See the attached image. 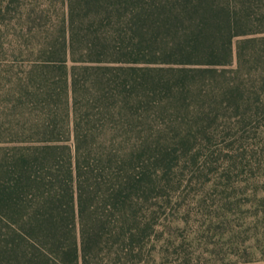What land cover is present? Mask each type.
<instances>
[{
  "label": "trees",
  "instance_id": "obj_1",
  "mask_svg": "<svg viewBox=\"0 0 264 264\" xmlns=\"http://www.w3.org/2000/svg\"><path fill=\"white\" fill-rule=\"evenodd\" d=\"M57 1L0 0V33L20 27L17 35L38 40L42 56L26 82L41 112L0 127V264H142L171 246L174 264H219L198 253L186 228L167 232V210L181 187L169 176L180 156L142 143L140 118L131 146L124 144L131 136L119 140L109 131L81 135L80 118L74 138L66 133L58 100L70 85L78 90V69L100 89L105 112L120 95L138 109L141 95L164 78L181 93L215 80L224 98L199 100L193 111L202 142L221 143L195 157L200 175L222 186V208L247 206L245 249L250 262L264 258V170L250 159L260 160V150L237 154L243 139L264 140V0ZM142 64L170 66L153 75ZM53 68L61 70L56 79ZM218 151H226L219 164Z\"/></svg>",
  "mask_w": 264,
  "mask_h": 264
},
{
  "label": "rangeland",
  "instance_id": "obj_2",
  "mask_svg": "<svg viewBox=\"0 0 264 264\" xmlns=\"http://www.w3.org/2000/svg\"><path fill=\"white\" fill-rule=\"evenodd\" d=\"M55 3L60 6L61 0ZM16 21L15 18L12 25ZM17 28L16 31L15 29L7 31L4 26L0 33V127L2 128L8 126L11 120L32 121L38 111L41 112L40 109L34 107L35 97L26 89L30 72L42 60L40 48L35 44L38 40L18 36L17 32L20 27ZM23 35L28 36L27 34ZM73 64L69 60L68 68H71ZM142 65L152 68L151 74L153 75L157 72H165V70L160 71V67L170 66L164 64ZM60 71L53 68L50 76L56 79ZM77 74L80 84L76 93L70 85L69 93L65 94L63 99L58 100L61 105V113L65 112V116H67L66 133L70 132L74 138L75 118H80L82 121L81 135L89 134V132L109 131L116 134L119 140L131 136L130 140L124 142L131 146L132 140L136 138L134 136L135 118H140L137 129L142 143H146L151 149L161 153H168L175 149L177 155L180 156L175 163L173 173L169 176L171 181L175 183L179 181L181 187L177 193V203H173L167 210V218H165L167 232L175 231L180 234L175 229L176 225L180 226L181 230L186 228V234L190 232V237H195L194 243L198 248V253L203 250L205 256L212 254L219 264H264V258L250 262L252 256L245 249V246L250 242L247 240L245 243L246 234L242 232L246 227L242 215L249 214L247 206H244L243 209L234 207L235 211H231L230 207L226 208V206L222 208L221 205L225 202V199L220 200L221 191L219 189L222 186L216 185L218 179L215 177H212L208 182L205 175H200L202 165L200 166V162L195 157L197 150L214 147L221 143L219 137L216 139L215 137H205V141L202 142L199 117L193 111L199 100H221L224 98L220 96L218 86L214 83L215 80L211 81L210 87L202 86L203 90L198 93L190 90L181 93L176 88L170 89L166 78H164L160 84L157 82L153 87L155 90L150 91L146 96L141 95L142 105L138 109L134 104L126 105L122 101L134 99L129 96L124 98L120 95L113 99L116 102L111 104L109 110L105 112L100 108L102 107V103L99 102L100 89L92 82L87 81L86 78L89 75L87 77L84 70L78 69ZM230 75L233 76V73H228V76ZM30 85H35V82ZM196 87L197 84L193 86V89ZM208 91L210 94L207 96ZM104 117H106L105 125ZM89 119L93 121L89 122ZM213 124L214 127L218 125L214 121ZM216 135H219L218 131H216ZM248 140L243 139L239 143L241 147H238L237 154L245 152L250 155L254 148L259 149L261 159H255V157H250V159L257 171L261 170L263 173L264 149L262 146L264 148V140L257 137L251 139L250 142L253 143L250 144H248ZM86 141L82 140L83 147H85ZM255 141L260 144L256 145ZM189 148L191 149L189 150ZM216 156L221 157L218 160L219 164L226 159V151H218ZM248 173L241 175L244 181L240 191L246 189ZM245 196V194L238 193V200H245ZM183 216H189V219H185ZM181 238L183 237H178L176 242L178 243ZM173 249L171 246L162 257L157 253L155 261L142 264H174Z\"/></svg>",
  "mask_w": 264,
  "mask_h": 264
}]
</instances>
